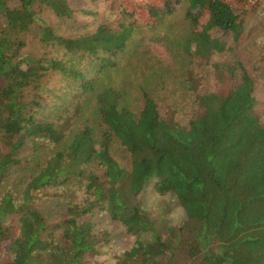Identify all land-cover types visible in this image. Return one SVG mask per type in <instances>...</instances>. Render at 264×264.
Returning <instances> with one entry per match:
<instances>
[{
	"label": "trees",
	"instance_id": "16d2710c",
	"mask_svg": "<svg viewBox=\"0 0 264 264\" xmlns=\"http://www.w3.org/2000/svg\"><path fill=\"white\" fill-rule=\"evenodd\" d=\"M263 5L162 0L150 19L120 0L114 26L66 36L40 11L74 19L69 0H0L1 264H264L256 83L240 59L210 62ZM179 11L185 31L164 38L196 105L187 123L162 111L173 73L136 39ZM196 61L235 82L195 92ZM147 189L174 197L185 219L145 210ZM101 217L131 243L118 249Z\"/></svg>",
	"mask_w": 264,
	"mask_h": 264
},
{
	"label": "rangeland",
	"instance_id": "374dc122",
	"mask_svg": "<svg viewBox=\"0 0 264 264\" xmlns=\"http://www.w3.org/2000/svg\"><path fill=\"white\" fill-rule=\"evenodd\" d=\"M72 7L76 10L74 19H59L50 10L40 11V16L47 19L48 22L56 28L59 33L66 36H76L87 32L94 31L100 23L109 22L115 25L117 22V13L120 5V0H116L111 14L109 9V0H99L97 3H90V0H69ZM129 5L142 7L141 14L145 17L153 19L152 11L160 7L162 0H127ZM93 7L97 11V15H85L82 13V8ZM132 8V7H130ZM148 9H151L150 11ZM117 12V13H115ZM166 22L161 23L155 29L145 28L137 33L136 39H142V47L144 52L149 57L157 58L163 62L165 68L170 69L173 73L170 78L174 80L168 81V89L162 90L161 98H159L162 111L168 114L170 110L175 111V118L182 123H187L192 116V111L195 110L192 98L188 95L191 92L185 88V81L179 75L178 65L174 55L169 50V43L165 41L167 32L171 30V25L175 28L170 31L172 37H179L186 29V22L183 19V12L179 11L174 15H169ZM242 60L246 68L253 76L256 87L255 94L258 99L256 107L257 113L261 121L264 123V5L256 13L247 16L244 32L240 41L236 42L233 51L229 54H214L210 62H234ZM201 60V59H200ZM199 60V61H200ZM123 63L126 62L124 59ZM197 62V63H196ZM192 67H195L196 85L195 92L201 91H221L228 85L231 86L235 81L226 79L219 80L213 74L211 65H200L196 61ZM141 73H138L140 76ZM175 74V75H174ZM170 79V80H171ZM194 94V91H192ZM142 204L145 210L149 211L156 217L168 216L173 224H179L185 219L182 206L171 195L158 196L157 193L147 189L141 194ZM51 206H54L52 204ZM166 214V215H165ZM102 225L113 231L115 245L118 249L125 248L131 243V237L122 233L123 228L117 223L111 222L107 217L100 218ZM116 250V248H115ZM110 257V255L105 258ZM3 259L0 257V264ZM106 264H111L107 262Z\"/></svg>",
	"mask_w": 264,
	"mask_h": 264
}]
</instances>
